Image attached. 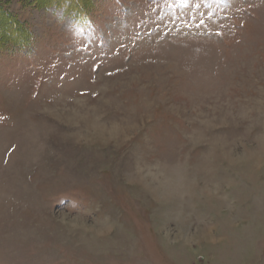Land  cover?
I'll return each mask as SVG.
<instances>
[{
    "label": "rangeland",
    "instance_id": "obj_1",
    "mask_svg": "<svg viewBox=\"0 0 264 264\" xmlns=\"http://www.w3.org/2000/svg\"><path fill=\"white\" fill-rule=\"evenodd\" d=\"M0 264H264V0H0Z\"/></svg>",
    "mask_w": 264,
    "mask_h": 264
}]
</instances>
